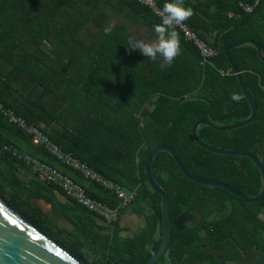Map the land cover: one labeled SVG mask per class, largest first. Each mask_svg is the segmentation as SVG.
<instances>
[{
	"label": "trees",
	"instance_id": "1",
	"mask_svg": "<svg viewBox=\"0 0 264 264\" xmlns=\"http://www.w3.org/2000/svg\"><path fill=\"white\" fill-rule=\"evenodd\" d=\"M254 1L185 0L194 9L185 22L218 56L204 63L201 51L176 29L182 51L169 67L162 66V57L154 62L128 50L129 25L143 28L149 40L157 38L154 26L162 22L138 0H0V100L65 151L135 192L134 203L149 207L146 238L131 251L132 264H146L163 235L162 198L145 170L155 147H174L194 175L225 182L248 197L263 188L262 174L250 158L210 152L192 135L199 120L227 126L253 114L226 46L251 39L264 47V0L252 13L239 7ZM166 2L160 0L161 7ZM114 15L129 25L112 23ZM109 25L114 27L105 35ZM232 56L258 104V116L227 132L201 125L198 135L212 147L251 152L264 165V59L252 44L234 48ZM233 93L241 99L233 100ZM5 146L60 163L44 147H34L29 135L0 111V198L72 253L31 205L34 194L20 175L33 167ZM60 169L80 182L79 173L65 165ZM152 173L171 201L172 238L156 264H264V199L249 203L229 190L196 183L166 151L155 156ZM86 189L97 201L118 203L99 185ZM156 233L153 252H146Z\"/></svg>",
	"mask_w": 264,
	"mask_h": 264
},
{
	"label": "water",
	"instance_id": "2",
	"mask_svg": "<svg viewBox=\"0 0 264 264\" xmlns=\"http://www.w3.org/2000/svg\"><path fill=\"white\" fill-rule=\"evenodd\" d=\"M252 44L259 49L261 57L264 59V47L255 40L247 39L242 40L234 44H229L226 46V53L229 60L233 66V70L239 77L242 89L246 95L248 101L250 102L253 114L249 119L240 121L227 126H219L209 120H199L197 121L192 129V135L195 141L204 149L223 155H237L246 156L250 158L259 168L262 178H263V188L260 194L256 197H248L241 191L235 189L229 184L222 182L220 180L203 178L194 175L183 162L179 152L172 146L162 144L155 147L147 157L145 170L148 182L152 189L157 192L162 198L163 204V235L159 249L153 254L150 260L146 264H156L167 252L168 247L172 238V227L170 220L171 212V201L169 195L158 185L155 181L152 173V163L155 156L161 152L166 151L170 153L181 171L192 181L206 185L219 187L229 190L236 196L244 199L249 203L261 202L264 199V165L261 161L251 152L241 151V150H229L220 149L212 147L204 143L199 135L198 128L201 125H208L218 131H231L240 127H245L253 123L258 116V104L251 93L249 87L247 86L244 77L241 73L240 68L236 64L233 56L232 50L234 48ZM232 211V208H230ZM208 250L217 254L216 251L210 247ZM0 264H84L79 258L70 253L64 247L59 245L53 239L48 237L42 230L32 224L28 219L22 216L18 211H15L9 204L4 202L0 198Z\"/></svg>",
	"mask_w": 264,
	"mask_h": 264
},
{
	"label": "crops",
	"instance_id": "3",
	"mask_svg": "<svg viewBox=\"0 0 264 264\" xmlns=\"http://www.w3.org/2000/svg\"><path fill=\"white\" fill-rule=\"evenodd\" d=\"M143 40L149 41L147 38ZM0 84H3V80ZM29 150L22 152L29 153ZM57 166L62 167L61 164ZM36 174L33 168V172H24L20 175L21 180L31 186L30 191L34 194L31 199L32 207L43 216L44 226L80 256L82 262L86 264L133 263L131 251L141 245L146 238L149 226L150 209L146 204L133 202L129 207L122 209L120 219L116 223L109 224L88 213L58 188L49 187L50 185L38 174L37 178ZM35 179L42 184L34 181ZM79 183L85 189L98 187L82 176ZM158 239L159 234L156 233L153 240L145 245L146 252H153L154 243Z\"/></svg>",
	"mask_w": 264,
	"mask_h": 264
},
{
	"label": "built area",
	"instance_id": "4",
	"mask_svg": "<svg viewBox=\"0 0 264 264\" xmlns=\"http://www.w3.org/2000/svg\"><path fill=\"white\" fill-rule=\"evenodd\" d=\"M260 1L261 0H255L253 3L240 2L239 7L244 12L252 13L257 8ZM138 2L149 7L159 16L157 13L162 9L160 0H138ZM176 29H178L188 41L194 43L201 51L205 59L204 63L210 62L213 58L218 56V51L188 23L184 22L182 25L177 26ZM0 111L12 124L17 125L29 135L34 147H44L58 163L79 173L84 179L92 182V184L99 185L113 192L116 196L118 203L115 206L97 201L90 197L79 181L75 180L73 176L63 172L57 165H51L41 161L29 153L22 152L15 146H5L7 152L14 154V156L32 166L36 173L43 178L47 184L53 185L61 190L65 196L76 202L88 213L103 219L109 224H113L120 219L122 209L129 207L133 203L137 196L135 192H126L120 184L106 178L89 163L83 162L72 153L65 151L50 138L44 129L34 123H30L27 119L18 115L15 109L7 107L1 100Z\"/></svg>",
	"mask_w": 264,
	"mask_h": 264
},
{
	"label": "clouds",
	"instance_id": "5",
	"mask_svg": "<svg viewBox=\"0 0 264 264\" xmlns=\"http://www.w3.org/2000/svg\"><path fill=\"white\" fill-rule=\"evenodd\" d=\"M157 14L162 21L154 26L158 39L154 42H145L143 39H130L127 47L129 52L138 51L154 62L158 57H162L165 62L162 66L170 67L182 51L176 27L189 20L194 15V9L186 7L185 0H170V2L164 3ZM113 27V25L105 27V35H110ZM232 99L239 101L241 97L233 93Z\"/></svg>",
	"mask_w": 264,
	"mask_h": 264
},
{
	"label": "rangeland",
	"instance_id": "6",
	"mask_svg": "<svg viewBox=\"0 0 264 264\" xmlns=\"http://www.w3.org/2000/svg\"><path fill=\"white\" fill-rule=\"evenodd\" d=\"M119 21L128 24L123 18H121V16H115L114 15L112 20H111L112 23L119 22ZM129 28H130V30L132 32L131 33L132 39H145L146 40V38H145L146 34H144L145 30L143 28H136V27H133L132 25H129ZM157 39L158 38L154 37L152 39H149L148 42H154ZM95 264H102V263L96 262ZM252 264H256V263L253 262Z\"/></svg>",
	"mask_w": 264,
	"mask_h": 264
}]
</instances>
